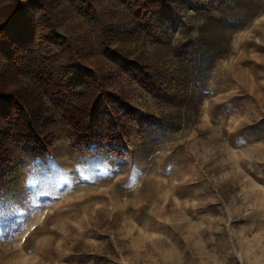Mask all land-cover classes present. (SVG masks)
Segmentation results:
<instances>
[{"label":"rangeland","instance_id":"rangeland-1","mask_svg":"<svg viewBox=\"0 0 264 264\" xmlns=\"http://www.w3.org/2000/svg\"><path fill=\"white\" fill-rule=\"evenodd\" d=\"M55 4L75 62L141 115L127 121L122 154L105 141L87 150L45 96L54 117L47 156L14 143L5 151L0 264H264V0L201 12L188 0L165 29L125 39L180 103L148 93L103 53L119 45L111 27L131 20L121 0ZM188 43L212 54L206 72L188 64L178 73L175 52ZM152 116L174 127L144 137Z\"/></svg>","mask_w":264,"mask_h":264},{"label":"trees","instance_id":"trees-1","mask_svg":"<svg viewBox=\"0 0 264 264\" xmlns=\"http://www.w3.org/2000/svg\"><path fill=\"white\" fill-rule=\"evenodd\" d=\"M89 0H0V185L10 166L5 153L14 143L34 158L44 159L54 144V117L45 96L61 110L79 147L91 150L105 141L115 154H122L121 139L127 121L141 111L119 92L101 88V81L90 67L75 62L77 52L59 31L55 2L73 4ZM97 0H92V2ZM188 0H121L131 20L112 26L110 33L119 45L104 47L103 53L148 93L161 101L180 103L163 85V74L150 62L131 57L125 39H139L165 29L176 16V8ZM196 10L222 7L228 0H196ZM93 7L84 15L89 22ZM175 55L180 72L204 73L211 63L209 52L200 54L194 43L179 48ZM187 68V69H186ZM181 76V75H180ZM29 81L25 82L24 80ZM179 87V86H177ZM177 89V88H175ZM165 117H151L144 124V137L172 129Z\"/></svg>","mask_w":264,"mask_h":264}]
</instances>
